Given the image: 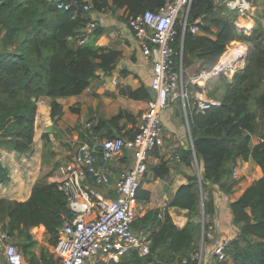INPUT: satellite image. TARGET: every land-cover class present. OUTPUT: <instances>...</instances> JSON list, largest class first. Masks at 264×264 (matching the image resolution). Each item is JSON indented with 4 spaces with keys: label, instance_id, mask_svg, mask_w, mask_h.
Segmentation results:
<instances>
[{
    "label": "trees",
    "instance_id": "obj_1",
    "mask_svg": "<svg viewBox=\"0 0 264 264\" xmlns=\"http://www.w3.org/2000/svg\"><path fill=\"white\" fill-rule=\"evenodd\" d=\"M88 2L95 14L124 10L126 22V18L147 11L157 12L166 0ZM223 5L216 6L215 0H193L188 21L193 25L199 20V33L182 34L177 25L174 44L178 53L175 68L180 64L183 76L192 58L202 64V71H209L233 43L239 42L247 49L245 66L226 83L221 102L208 111L194 113L188 120L193 150L203 165L207 183L200 188L197 178L191 177L171 202L170 207L188 211L189 221L184 228H176L167 214L163 221L158 220L155 211L138 218L134 226L150 224L154 229L148 240L149 255L140 257L132 250L117 264H197L192 257L199 252L200 231H204L205 244L208 229H212L207 218L215 213L211 188L218 187L225 195L232 190L236 182H230V177L238 159L252 160L263 178L228 205L231 225L238 235L227 242L226 259L218 264H264V142L250 146L251 137L264 138V18L256 14L254 30L246 36L235 27L237 12ZM89 22L83 15L55 11L45 0H0V148L28 152L40 100L51 101L50 121L56 125L62 112L58 99L81 95L98 71H113L120 54L97 45L103 31H85ZM140 93H132L131 97L137 98ZM143 99L148 101L149 94L145 92ZM42 140L47 147V136L43 135ZM166 173L161 165L154 175L163 177ZM5 178L0 165V183ZM148 200V193L139 190L137 202ZM201 210L204 228L197 224ZM71 220L66 198L56 183H36L25 202L0 199V232L16 240L27 264H59V259L45 248L40 251L39 262L35 261L33 249L37 243L30 231L42 226L47 245L54 248L63 225Z\"/></svg>",
    "mask_w": 264,
    "mask_h": 264
},
{
    "label": "crops",
    "instance_id": "obj_2",
    "mask_svg": "<svg viewBox=\"0 0 264 264\" xmlns=\"http://www.w3.org/2000/svg\"><path fill=\"white\" fill-rule=\"evenodd\" d=\"M249 2L254 12L264 0ZM125 16L124 10L91 15L95 20H99L97 28L103 31L97 45L120 54L113 71L109 74L98 71L81 95L58 99L57 103L62 112L56 125L50 121L51 101L48 98L40 100L36 110L33 143L28 152L16 153L10 149L0 148V165L6 175V181L0 183V199L25 202L36 183L61 182L75 168L73 157L77 146L86 142L84 124H91L102 140L113 137L129 140L139 131L147 109V99L144 100L143 96L145 92L149 94L153 65L157 61V56L154 54L149 58L144 57L131 30L126 26ZM253 17L238 15L235 22L237 30L249 36L255 27ZM190 61L184 72V79L188 82L202 71V64L197 59L192 58ZM221 77L212 78L202 85L189 83L185 104L173 102L163 111L162 145L149 153L146 160V174L140 186V190L148 193L149 200L137 202L135 221L152 211L158 212L157 219L160 221H163L167 214L178 229L184 228L189 221L188 211L170 207L177 192L189 183L191 177H196L198 180L199 163L193 150L188 120L194 113L199 112L196 109L199 101H206L212 105L221 102L226 83L231 81ZM113 79L116 81L115 85L112 84ZM135 92L141 93L139 97L132 98L131 94ZM121 112L123 115L119 120L111 121ZM43 135L47 136V147L44 146ZM263 142L264 138L251 137L250 146L253 148ZM99 164H102L101 160ZM132 164L133 153L124 151L121 156L108 164L113 177L110 188L97 189L90 183L86 184V188L94 189L104 198L115 199L113 184L115 185L117 180L129 173ZM161 165L167 173L163 177H155V169ZM262 178L260 168L252 160L238 159L230 177V182H236L232 190L225 195L218 191V187L211 188L215 200V213L211 218H207L212 229L211 236L204 245L202 264H218L211 255L215 243L229 242L238 235V230L231 225L228 205L235 202L248 187ZM132 229L147 244L154 232L150 224L139 228L133 224ZM30 234L37 243L33 249L36 262H39L42 248L53 254V247L48 246L46 240L43 247H39L38 243H41L45 237L42 226L31 229ZM19 252L21 254L20 250ZM120 260L121 258L111 260L100 256L89 260L86 264H117ZM23 261L27 264L24 258Z\"/></svg>",
    "mask_w": 264,
    "mask_h": 264
},
{
    "label": "built area",
    "instance_id": "obj_3",
    "mask_svg": "<svg viewBox=\"0 0 264 264\" xmlns=\"http://www.w3.org/2000/svg\"><path fill=\"white\" fill-rule=\"evenodd\" d=\"M193 0H166L157 12H144L136 17L126 18V26L131 30L142 54L149 58L154 54L157 61L153 65L150 99L142 118L138 133L132 140L122 137L102 140L91 124H84L86 142L77 146L73 163L75 168L59 183L58 189L64 194L72 220L63 225L53 254L59 264H86L100 256L119 260L130 251L136 250L140 257L149 255L146 242L133 232L136 219L137 195L141 181L146 174V160L150 152L162 145L161 115L170 103L185 104L188 98V84L202 85L212 78L225 77L231 80L243 70L247 49L242 45H232L229 52L209 71H202L193 79L185 81L182 67L175 68L178 56L174 44L178 34L186 31L199 33V20L188 21ZM55 11L83 15L90 22L85 31L98 27L99 20L91 17L92 7L88 0H45ZM224 5L240 16H254L248 0H226ZM115 85V79L112 80ZM214 105L199 101V112L210 110ZM133 153V164L129 173L115 182V199H107L93 188L107 189L112 186V173L108 164L123 154ZM99 160L102 164H99ZM210 230V229H209ZM204 232V231H203ZM210 238V234L206 235ZM227 242H216L212 258L216 262L226 259L224 250ZM0 264H24L23 258L13 238L7 232H0ZM202 264V255H195L192 261ZM173 264H188L186 261Z\"/></svg>",
    "mask_w": 264,
    "mask_h": 264
},
{
    "label": "rangeland",
    "instance_id": "obj_4",
    "mask_svg": "<svg viewBox=\"0 0 264 264\" xmlns=\"http://www.w3.org/2000/svg\"><path fill=\"white\" fill-rule=\"evenodd\" d=\"M222 1L223 2H225L226 0H215V4H216V6H218V7H222ZM250 1V0H249ZM253 5L255 6V7H257V4L254 2L253 3ZM224 6V5H223ZM256 14H259L262 18H264L263 16H264V3L262 4H260L259 5V7L257 8V9H255V11L253 12V15H254V17L253 18H255V16H256ZM237 16H238V14H237ZM234 45H240L241 46V44L239 43V42H235L234 43ZM242 47H244V46H242ZM37 105H38V103H37ZM197 165H198V163H197ZM198 167H199V165H198ZM195 169V168H194ZM202 211V210H201ZM200 211V218L198 219V222H197V224L199 225L200 224V226H202L203 228H204V220H203V216H202V212ZM202 232H203V230L202 231H200V238H199V242H198V244H199V252H198V254H196V255H198V256H200V254L202 255V252H203V249H204V239H203V236H202ZM208 233L210 234V236H211V229L209 230L208 229ZM45 240H46V235H45V237L41 240V243H38L40 246L39 247H43V243L45 242ZM15 242H16V240H15ZM50 251V250H49ZM2 260V251H1V249H0V261Z\"/></svg>",
    "mask_w": 264,
    "mask_h": 264
},
{
    "label": "water",
    "instance_id": "obj_5",
    "mask_svg": "<svg viewBox=\"0 0 264 264\" xmlns=\"http://www.w3.org/2000/svg\"><path fill=\"white\" fill-rule=\"evenodd\" d=\"M198 183H199L200 188L202 187L203 184L207 183V180L205 177V171H204L202 163H200L198 167ZM201 209H203L202 206H201ZM202 216H203V210H202Z\"/></svg>",
    "mask_w": 264,
    "mask_h": 264
}]
</instances>
